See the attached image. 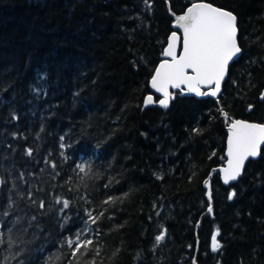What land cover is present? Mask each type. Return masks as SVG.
Here are the masks:
<instances>
[{
	"label": "trees",
	"instance_id": "obj_1",
	"mask_svg": "<svg viewBox=\"0 0 264 264\" xmlns=\"http://www.w3.org/2000/svg\"><path fill=\"white\" fill-rule=\"evenodd\" d=\"M195 1L237 14L243 53L219 99L175 91L168 109L144 108L175 15ZM263 90L264 0H0V213L14 202L0 264H264V149L237 182L212 177L203 215L227 127L264 121ZM77 233L94 243L74 258Z\"/></svg>",
	"mask_w": 264,
	"mask_h": 264
},
{
	"label": "snow or ice",
	"instance_id": "obj_2",
	"mask_svg": "<svg viewBox=\"0 0 264 264\" xmlns=\"http://www.w3.org/2000/svg\"><path fill=\"white\" fill-rule=\"evenodd\" d=\"M176 27L182 29V40L176 32L171 33L167 47L163 52V55L170 59H166L159 64L150 81L151 88L160 93L162 98L156 99L151 94L147 95L144 99L145 107L158 104L160 107L168 109L170 102L176 96L169 89H178L183 93L182 86L186 87L188 93H194L196 96L210 95L216 97L221 91V82L225 79L230 61H233L242 51L238 43L237 17L232 12L215 7L212 4L206 2L191 4L184 14L176 16ZM178 47L182 49L179 55H177ZM44 78V74L39 73L35 79L40 81ZM202 88H208L209 91H202ZM32 90L37 95L40 94L38 85L33 86ZM261 98L264 99V94ZM224 115L227 117V113ZM229 130L227 166L220 169L225 184L237 181L243 174L245 162L250 158L259 157L261 146L264 145V125L231 120ZM193 131L199 132L198 129ZM61 140H63V137H61ZM31 154L32 151L29 149L27 155L30 156ZM53 167H55L54 164ZM76 167L80 173H86L85 164H77ZM87 168L90 171V165ZM29 196L31 197V193H29ZM235 196L236 192L232 191L228 199L231 200ZM111 200L110 197L104 203H109ZM9 201L5 211L0 213L5 217L9 215L7 209L11 208L14 203L10 197ZM209 201H211V192H209ZM32 203L35 204L36 201L32 200ZM56 203L62 204L61 211H63L70 207L71 202L68 199L58 197ZM39 207L41 209L45 207L43 200L39 202ZM212 211L213 209L209 203L208 212L212 213ZM87 214L93 224L99 219V217H93L91 212ZM102 215L103 213H101ZM20 219L17 217L13 221V225L20 224ZM35 220L36 216H32L28 227H31V222ZM8 231L11 233L12 229L9 228ZM22 231L26 232L27 228H23ZM218 236H220L219 229L211 237V248L214 252L221 247L217 239ZM164 240V232L155 237L156 245ZM0 243H3V241L0 240ZM93 243L92 239H81L80 233L76 234L75 241L66 240L67 246L72 249L71 256L74 258L78 254L87 253ZM9 247H11V243ZM96 255H99L98 250ZM20 264H23V261ZM91 264H95V260Z\"/></svg>",
	"mask_w": 264,
	"mask_h": 264
},
{
	"label": "water",
	"instance_id": "obj_3",
	"mask_svg": "<svg viewBox=\"0 0 264 264\" xmlns=\"http://www.w3.org/2000/svg\"><path fill=\"white\" fill-rule=\"evenodd\" d=\"M199 2H206V3H209V4H212L213 6H215V7H218V8H221V9H223V10H227V11H230V12H232L236 17H237V27H238V43H239V46L241 47V45H240V41H239V35H240V28H239V19H238V16H237V14L235 13V12H233V11H231V10H229V9H226V8H223V7H220V6H217V5H215V4H213V3H211V2H208V1H199ZM194 3H197V2H194ZM193 4V3H192ZM191 6V5H190ZM186 12V11H185ZM185 12H183V13H181V14H177V15H175V17L176 16H179V15H182V14H184ZM173 27H174V31L173 32H176L177 34H178V36H180L181 37V40H182V37H183V33H182V29H180V28H178V27H176V20H175V22L173 23ZM171 36V35H170ZM170 36H169V38H170ZM169 38H168V41H169ZM168 44V43H167ZM166 47H167V45H166ZM165 47V48H166ZM242 49V48H241ZM182 49L180 48V47H178V49H177V55H179L180 54V51H181ZM241 54H242V51H241V53L240 54H238V56L236 57V58H234V60L233 61H230V63H229V67H228V71H227V74H226V76H225V79L221 82V91H220V93H218V95L216 96V97H212V96H210V95H208V96H197L198 98H203V97H212V98H214V99H218L220 96H221V94L223 93V90H224V85H225V82H226V80L228 79V76H229V71H230V66H231V64L237 59V58H239L240 56H241ZM166 59H170L169 57H163L162 58V60L159 62V64L162 62V61H164V60H166ZM159 64L157 65V67L159 66ZM156 67V68H157ZM154 75V74H153ZM151 85V84H150ZM182 88L184 89V93H186V94H191V95H195L194 93H188L187 92V89H186V87L185 86H182ZM152 89V88H151ZM154 90V89H153ZM178 89H172V88H170L169 89V91L170 92H173V91H177ZM202 91H209V89L208 88H202L201 89ZM160 94V93H159ZM262 94H264V90H263V93ZM161 95V94H160ZM154 96V95H153ZM262 97V96H261ZM154 98H155V96H154ZM154 105V104H153ZM170 105H171V102H170ZM149 106H152V105H149ZM233 120H241V121H245V122H250V123H256V124H261V125H264V121H256V120H250V119H246V118H243V117H236V118H234ZM230 124L228 125V127H227V130H228V132H229V134H228V138H229V135H230ZM227 142H228V139H227ZM227 147H228V144H227ZM263 149H264V145H262L261 146V155H262V152H263ZM261 155L259 156V157H257V158H255L254 160H256V159H259L260 157H261ZM226 156H227V149H226ZM252 158H250L248 161H246L245 162V168H244V170H243V174L241 175V177L244 175V172H245V169H246V166H247V163L251 160ZM227 166V159H226V161H225V163L224 164H222V165H220V166H218V167H215L212 171H211V173H210V175H209V177L206 179V181H205V187H206V189H207V197H208V199H209V192H211V201H210V203H212L213 202V182H212V177L214 176V175H216V174H218L219 173V175H220V178H221V180L223 181V173L220 171V169H222V168H224V167H226ZM240 177V178H241ZM240 178H238V180L240 179ZM237 180V181H238ZM237 181H233V182H230L229 184H226V185H230V184H232V183H235V182H237ZM207 182V183H206ZM224 183V182H223ZM225 184V183H224ZM211 207H212V209H213V211H212V213H210V214H212L213 215V213H214V207H213V204H211ZM207 213H209L208 212V210L203 214V215H205V214H207ZM201 224V221H199V223H198V226ZM196 263H198V257L196 256L195 257V264Z\"/></svg>",
	"mask_w": 264,
	"mask_h": 264
},
{
	"label": "bare ground",
	"instance_id": "obj_4",
	"mask_svg": "<svg viewBox=\"0 0 264 264\" xmlns=\"http://www.w3.org/2000/svg\"><path fill=\"white\" fill-rule=\"evenodd\" d=\"M195 2H199V1H195ZM193 3H194V2H193ZM169 4H170V3H169ZM190 5H191V4H190ZM190 5H189V6H190ZM189 6H188V7H189ZM185 11H186V10H185ZM185 11H184V12H185ZM176 15H177V14H176ZM175 18H176V17H175ZM175 20H176V19H175ZM174 22H175V21H174ZM174 22H173V23H174ZM173 29H174V27H173ZM174 30H175V29H174ZM170 35H171V34H170ZM168 38H169V37H168ZM167 43H168V41H167ZM166 45H167V44H166ZM165 47H166V46H165ZM241 48H242V47H241ZM164 50H165V49H164ZM242 53H243V50H242ZM241 55H242V54H241ZM237 59H238V58H237ZM150 87H151V85H150ZM177 91H180V90H177ZM174 92H175V91H173V93H174ZM183 93H184V92H183ZM262 93H263V92H262ZM149 94L154 95L156 99L162 98V96H161L159 93L155 92V90H153V89H152V92L149 93ZM149 94H147V95H149ZM185 94H186V93H185ZM147 95H146V96H147ZM146 96H145V97H146ZM195 96H196V95H195ZM261 96H262V94H261ZM261 96H260V99H261L262 101H264V99H262ZM196 97H197V96H196ZM144 99H145V98H144ZM218 99H219V98H218ZM171 103H172V101H171ZM153 106H159V105H158V104H154V105H152V106H147V107H145V106H144V103H143V107H144V108H149V107H153ZM170 106H171V105H170ZM159 107H160V106H159ZM161 108H162V107H161ZM228 134H229V132H228ZM227 139H228V137H227ZM226 149H227V147H226ZM226 159H227V156H226ZM251 160H254V159H251ZM256 160H257V159H256ZM247 164H248V163H247ZM213 169H214V168H213ZM239 180H240V179H239ZM232 184H233V183H232ZM225 185H226V184H225ZM230 185H231V184H230ZM227 186H229V185H227ZM210 204H213V202L210 203ZM200 225H201V224H200ZM200 225H199V226H200ZM194 261H195V259H194Z\"/></svg>",
	"mask_w": 264,
	"mask_h": 264
},
{
	"label": "rangeland",
	"instance_id": "obj_5",
	"mask_svg": "<svg viewBox=\"0 0 264 264\" xmlns=\"http://www.w3.org/2000/svg\"><path fill=\"white\" fill-rule=\"evenodd\" d=\"M223 104L221 105V110L223 109ZM223 110H225V109H223ZM226 111V110H225ZM225 113H227V116H228V111L227 112H225ZM225 113H223V114H225ZM225 116V115H224Z\"/></svg>",
	"mask_w": 264,
	"mask_h": 264
}]
</instances>
